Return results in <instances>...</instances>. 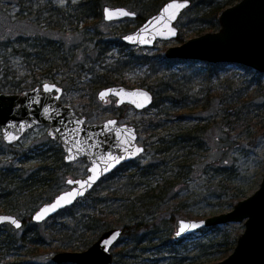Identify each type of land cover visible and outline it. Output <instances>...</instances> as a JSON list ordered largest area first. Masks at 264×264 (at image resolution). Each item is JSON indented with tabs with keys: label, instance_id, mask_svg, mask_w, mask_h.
Listing matches in <instances>:
<instances>
[{
	"label": "rangeland",
	"instance_id": "obj_1",
	"mask_svg": "<svg viewBox=\"0 0 264 264\" xmlns=\"http://www.w3.org/2000/svg\"><path fill=\"white\" fill-rule=\"evenodd\" d=\"M122 1L127 2L123 7L137 13V18L105 22L103 8L106 5L120 6L113 0H0V90L9 93L23 92L46 82L57 83L64 90L61 101L82 111L89 123H101L116 118L121 123L134 125L138 131V142L146 150L143 155L132 161L133 164L118 171L113 179H104L90 195L77 203L72 212L64 213L56 224L42 226L40 230L49 243L37 246L36 251L34 248L30 249L35 254L29 255L28 249L20 241L24 234L32 236V220L21 230H15L12 226H0V264H56L52 261L56 253L65 250H86L87 247L74 249L69 246V243L80 236L81 231L79 226H74L71 232L67 231L63 224L66 223L70 227L74 224L77 218L72 217L73 212H77L76 216L79 217L93 213L98 201L103 202L106 194L104 188L107 189L111 185H117L119 193L123 195L136 190L137 187H124V184L138 168L160 162L153 147L156 140H172L177 134L186 132L200 122L197 118L206 120L210 117L213 120L214 116H219L218 91L227 79L236 81V86L252 83L251 90L254 89V82H258L240 65L226 64L213 74L209 70L210 63L166 58L165 52L170 47L182 45L205 33H214L220 28L218 25L211 29V20L204 17V11L199 13L196 8L187 9L181 15L177 23L180 31L177 39L157 41L151 48L125 44L122 37L138 29L151 15L159 12L164 3L154 5L156 0ZM19 40L24 41L23 45ZM33 40L38 41V44H46L52 40L59 52L48 46L49 54H45H48L51 62L42 61L45 58L36 54L28 61L24 57L25 52L19 50L36 53L33 49L35 45H32ZM53 53V56L57 57L51 58ZM36 64L47 69L52 66L53 71L44 72L41 67L34 68L37 70L34 75L31 71ZM57 66L60 67L56 68ZM249 70L258 73L253 69ZM110 80L113 82L110 85L144 87L157 99L143 111L128 105L119 107L116 104L117 99L113 97L104 102L98 99V95L102 89L110 86L105 84ZM262 81L264 87V80ZM14 86H18V90H11ZM175 87H178L179 91L172 93L177 97L172 98L171 102L170 89L174 90ZM186 91L188 95L200 99L199 106L172 110L175 100L184 97ZM207 98L210 103L206 109L203 104ZM262 107L264 113V105ZM179 116H182V119ZM48 128L41 125L27 131L15 145L5 144L0 129V171L18 169L19 172H24V177H28L30 171L42 162L41 153L54 159L57 156L55 150L60 145L47 134ZM257 132V136L250 137L240 128L236 132L220 135L221 131L208 128L204 135L207 149L187 157L193 165L191 176L172 189L169 202L160 204L154 215L150 216L155 219L148 220L149 224L160 228L157 232L162 235L160 239L143 243H117L118 245L113 247L114 261L111 264H218L233 254L239 236L245 232L244 223L234 222L202 229L181 241H175L173 233L180 218L202 219L233 209L225 206V202L228 203L227 196L216 197L210 193L211 186L218 185L222 176H213L215 172L212 169L223 164L225 152L234 155L236 159L235 166L239 171L233 178L240 182L238 188L248 189L241 200L259 189L264 174V130ZM177 147L172 148V159L183 153ZM68 165L63 169L67 178H82L88 175L90 164L85 158ZM170 167L171 163H168L167 166L160 167V171L165 172ZM2 178L5 177L0 174V180ZM66 181L61 183L59 193L69 189ZM3 186L0 183V189ZM237 202L238 200L234 201L233 206ZM42 204L37 205L35 210L28 211L23 208L13 214L19 219L29 220ZM0 212L7 213L2 206ZM172 218L175 222L169 230L168 222ZM54 227L59 232L56 230L57 235L52 236Z\"/></svg>",
	"mask_w": 264,
	"mask_h": 264
},
{
	"label": "water",
	"instance_id": "obj_2",
	"mask_svg": "<svg viewBox=\"0 0 264 264\" xmlns=\"http://www.w3.org/2000/svg\"><path fill=\"white\" fill-rule=\"evenodd\" d=\"M191 5L192 0H168L138 29L123 36L122 41L139 48H151L157 41L177 39L180 33L178 20ZM102 14L105 22L138 17L129 8L112 5H106ZM218 19V31L170 47L165 52L166 58L240 65L264 74V0H239L226 7ZM63 94L62 87L52 82L23 92L0 90V129L5 144L15 145L27 131L44 125L49 127L50 138L62 147L67 164L81 158L90 164L86 177L67 179L68 190L61 191L37 208L32 220L39 225L71 208L105 177L146 151L138 142L134 125L121 123L116 118L89 123L82 111L61 101ZM110 97L117 99V106L128 105L138 111L149 108L155 101L154 94L148 89L123 85L105 87L98 95L104 102ZM234 222L244 223L245 232L239 236L233 254L218 264H264V174L259 189L238 201L232 210L202 219L180 218L176 222L174 240L181 241L202 229ZM3 225L21 230L24 220L13 213L0 212V226ZM123 233L121 227L108 229L86 250H65L56 253L52 261L57 264H111L113 247L123 238Z\"/></svg>",
	"mask_w": 264,
	"mask_h": 264
},
{
	"label": "trees",
	"instance_id": "obj_3",
	"mask_svg": "<svg viewBox=\"0 0 264 264\" xmlns=\"http://www.w3.org/2000/svg\"><path fill=\"white\" fill-rule=\"evenodd\" d=\"M156 1L157 2L154 5L165 3L168 0ZM236 1L239 0H192V5L189 9L192 10V8H196L199 10V13L204 11V17L211 20L210 24L213 23V25H211L210 28L213 29L219 25V14L226 7L234 5ZM113 2L120 6L127 4V2L122 0H113ZM19 42L21 45L24 43L23 40H19ZM37 42L38 41L33 40L32 43V45H35L33 49H35L36 53L31 52L30 54L24 49L19 50V52L24 51V57L27 60L36 54L37 56L40 55L45 58L42 61L46 60L47 62H51V59L47 56L49 54L47 49H49L48 46H51L52 49L55 48V51L59 52V48L55 46L56 43L52 40H50V42L47 41L46 44H38ZM38 47L40 49H38ZM45 53L48 54L46 55ZM54 53L50 56L51 58L57 57L53 56ZM208 66L211 73H216L226 65L209 64ZM40 67L37 64L33 68L31 66V72H34V75H36L37 70L35 71L34 68L40 69ZM58 67L60 66H57L56 68ZM41 69L44 72L45 70L49 72L53 71L52 66L48 69L41 67ZM245 69L247 73L249 72L252 77L258 81L256 83L252 80L255 84L253 87L254 89L251 90L252 83L250 85L240 83L241 85L236 86V81L233 79H227L224 84L220 86L221 90L218 91L220 100L217 103L218 108L220 109L219 116H214L213 120L210 117L206 120H202L205 118H197L196 120H200V122L187 129L186 132L177 134L174 138H172V140L164 138L156 140L153 143L155 145L153 147L154 150H156V157H159L158 159L160 162L156 164L151 163L138 168L133 175H130L127 178V180H129L128 183L126 180L124 184V187L125 185L127 187L133 185L134 188L137 187L136 190L126 192V195H128L126 196L119 193L120 189L117 185H111L107 189L104 188L106 194L103 198V202L100 203V201H98L93 213L88 215L84 214L82 217H79L76 216L77 212H73L72 217L75 216L77 218L74 224L71 225V227L66 223L63 224L67 227V231L71 232L74 226H79L81 231L79 232L80 236L77 237L74 242L69 243L70 247H73L74 249L77 247H89L96 242L98 237L103 232L117 227L124 229L122 236L124 238L121 239L118 244L124 242L143 243L160 239L162 235L157 233L160 228L158 229L157 225L149 224L148 220L151 218L155 219V217L150 216L154 215L155 210L160 204L169 202L172 196V189L177 184L187 180L189 176H191V169L193 165L189 163L190 159L187 157L188 155H197L199 152L207 149V141L205 140L204 135L208 128L211 127L213 130H217L219 132L221 131L222 133H220V135H227L229 132H236V130H240V128H242V132H246L250 135V137H253L254 135L257 136V131L261 132V130H264V113L262 110V105H264V87L262 85L264 74L260 72H252L249 68ZM111 83L113 82L110 80L105 84L110 85ZM11 88L13 91L18 90V86ZM178 89V87H175L174 90L170 89V94H174V91H179ZM185 93L184 97L175 100V107H173L172 110H186L199 106V98H194L193 95H188L187 91ZM173 94L170 95L172 96L170 99L171 102H173L172 98L177 97ZM155 99H157V97H155ZM209 103L210 99L207 98L206 102L203 104L206 109L209 107ZM179 117L182 119V116ZM262 134L264 135V132ZM216 141H218V138ZM175 147H177L180 151L182 150L183 153L178 154L177 157L172 159L170 155L174 150L172 148ZM55 154L57 156L54 157V159H51L50 156L47 157L45 153H41L40 159L42 162L37 165L35 169L30 171L28 177H24V172H19L18 169H7V172L0 171V174L5 177L0 180V183L4 185L0 189V206L4 207L7 213L20 212L23 208L28 209V211L32 209L35 210L37 205L50 202L54 196L59 194L61 183L64 180L69 179L67 178V175L63 173V169L69 165L65 162V154L61 146L55 150ZM224 157L223 164L217 167L214 166L212 169L215 172L213 176H222L218 185L211 186L210 193L216 197L227 196L228 203L225 202V206L233 207L234 201H241V198L244 194H246L248 189L238 188L240 182H238V179L236 182L233 178L239 171L235 166L236 159L234 155H229L225 152ZM133 163L134 162L124 164L120 168L116 169L113 174L104 179H113L115 174L122 170L124 166H128ZM168 163H171V167L165 172L160 171V167L167 166ZM154 177H156V179H152ZM103 180L100 183H102ZM100 183H98L93 190L100 186ZM90 193L87 195H90ZM118 196H121V198H118ZM108 202H110V204ZM77 203H75L71 208L62 210V212L40 225L34 222L31 223V230L33 231L32 236L24 234L20 239L23 246L28 249L27 252L29 255L34 253L33 251H30V249L34 248V251H36L37 246H43L49 243L45 239V235L40 228L44 225L52 226V224H56L58 219L62 217L64 213L72 212ZM31 220L32 216L29 220H24V224H28ZM174 222V218L168 222V224H170L169 230L172 229ZM52 230V236L57 235V233H55L57 228L55 229L54 227ZM57 232L59 231L57 230ZM58 234L60 235V233ZM1 248L2 247H0V249Z\"/></svg>",
	"mask_w": 264,
	"mask_h": 264
},
{
	"label": "flooded vegetation",
	"instance_id": "obj_4",
	"mask_svg": "<svg viewBox=\"0 0 264 264\" xmlns=\"http://www.w3.org/2000/svg\"><path fill=\"white\" fill-rule=\"evenodd\" d=\"M7 226V225H6Z\"/></svg>",
	"mask_w": 264,
	"mask_h": 264
}]
</instances>
